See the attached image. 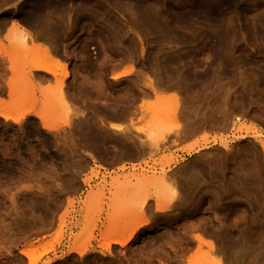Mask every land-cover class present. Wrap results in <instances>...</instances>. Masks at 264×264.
Masks as SVG:
<instances>
[{
  "label": "rangeland",
  "instance_id": "rangeland-1",
  "mask_svg": "<svg viewBox=\"0 0 264 264\" xmlns=\"http://www.w3.org/2000/svg\"><path fill=\"white\" fill-rule=\"evenodd\" d=\"M0 45V264H264V0H0Z\"/></svg>",
  "mask_w": 264,
  "mask_h": 264
},
{
  "label": "bare ground",
  "instance_id": "bare-ground-1",
  "mask_svg": "<svg viewBox=\"0 0 264 264\" xmlns=\"http://www.w3.org/2000/svg\"><path fill=\"white\" fill-rule=\"evenodd\" d=\"M142 16L145 18V20L144 21H147L148 23H150L151 25H153V26H155L157 29H159V30H164L163 29V22L161 21V18H159L158 16H156V15H152V14H146V15H144V14H142ZM26 20L27 21H31V16H29L28 14H27V16H26ZM35 38L29 33V32H25V35L23 36V42H22V44L23 45H29V43H34L35 42ZM36 44V43H35ZM39 50H42L44 53H46V55H48L49 54V51L47 50V49H41V48H38ZM62 54V53H61ZM60 54V55H61ZM3 55V50H2V47H1V45H0V56H2ZM52 55H54V56H56V58H54V56H48V60H49V63H59L58 62V58H63L64 59V57H63V55L62 56H60L59 55V52L58 51H56V50H54V54H52ZM47 57V56H46ZM65 63H67V61L65 62ZM64 70H66V65L64 64ZM32 70L33 71H39V72H46V73H48V74H51V75H53V76H57L58 75V73L57 72H55V71H52V70H50V69H48V67L47 66H45V65H34L33 67H32ZM33 71H31V72H33ZM131 73V71H129V70H125L124 72L122 71L121 73H116V74H113V77L112 78H114V79H120V78H123V77H126L127 75H129ZM44 76V75H43ZM66 76V75H65ZM46 76H44V78H45ZM67 78V77H66ZM151 85H150V90L151 91H149V92H144V93H142V94H144V96H149V95H151V94H156V88H155V86H153V84L152 83H150ZM61 94H64V93H60V95ZM59 95V94H58ZM58 95H56V96H58ZM140 96H141V94H140ZM137 97V96H136ZM142 97V96H141ZM177 107V106H176ZM176 107H175V109H176ZM178 108V107H177ZM174 109V112L177 114V109L175 110ZM180 109V108H179ZM180 111V110H179ZM178 111V112H179ZM173 112V113H174ZM181 112H182V110H181ZM189 113V112H188ZM33 113H32V111H29V110H27V111H24L23 113H22V115L20 116V117H18V118H12V117H10L6 112H4V111H1L0 110V117H2V118H4L5 120H12V121H14V122H16V123H18V122H20L22 119H24V118H26L27 116H29V115H32ZM179 114V113H178ZM186 114V113H185ZM109 124H111L110 125V127H109V125H108V127L109 128H111V129H114V130H119L120 129V127L119 126H117V125H114V123H109ZM204 125V124H203ZM203 125H201V127H197V126H195V129H192L191 128V132H192V130H194L193 132L195 133V134H197V133H199L200 134V130L202 129H204V127L206 126H204V127H202ZM240 126V125H239ZM43 127L45 128V129H47V130H49V131H52V130H57L58 129V126H55V127H53V126H51V125H49L48 123H46L45 121H43ZM189 126H187V128H188ZM241 127V126H240ZM184 130H185V126H184V128H183ZM182 129V130H183ZM189 129H190V127H189ZM189 129H186L185 131H186V133H187V130H189ZM206 129H208V128H206ZM181 130V131H182ZM245 130V131H244ZM197 131V132H196ZM199 131V132H198ZM182 133V132H181ZM185 133V134H186ZM238 133H239V136L236 138V140L237 141H242V140H245V139H247L248 137H250V131H248V130H246V129H244L243 127L242 128H240L239 129V131H238ZM183 135H185L184 134V132L182 133ZM189 134V133H188ZM187 134V135H188ZM191 134V133H190ZM190 134H189V136H190ZM153 135H155V132H151L150 133V136L151 137H153ZM179 135H180V133H179ZM197 136V135H196ZM183 138L185 137V139H187L186 138V135L185 136H182ZM193 137V136H192ZM236 137V136H235ZM191 138V137H190ZM255 139V138H254ZM180 140H182L181 138H180ZM221 140V139H220ZM223 140H225V139H223ZM223 140H222V142H223ZM229 142V141H228ZM211 144H218V139L217 138H214L213 140H209V138L208 137H205L204 139H203V141L201 142V143H196L195 145H193V146H190V147H188V148H186V149H184V151L187 153V155L188 156H191V155H193V154H196V153H198V152H200V151H202V150H205V149H207V148H209V146L211 145ZM261 144H262V146H263V149H264V142H262L261 141ZM222 145L223 146H226V142L225 143H222ZM165 180V179H164ZM166 180L168 181V179L166 178ZM165 180V181H166ZM172 185V184H171ZM175 187V186H174ZM174 187H172V189L173 190H175L176 188H174ZM239 190H241V188L239 187L238 188ZM174 194H176V191H175V193ZM177 196V195H176ZM178 197L179 198H181L179 195H178ZM174 198V197H173ZM173 202V199H171L170 200V204ZM177 202H178V200H177ZM179 202H181L180 200H179ZM174 204V203H173ZM172 207H173V205H172ZM171 208V205H169V203H165V204H159L158 205V211L159 212H166L167 210H169ZM144 225H147L146 224V222L144 221V222H142V223H140V224H138V225H136L131 231H128V230H125V231H123V232H121V233H118V234H114V235H112V236H110V238H109V241H108V243L106 244V248L108 249V251H109V249H110V247H111V245H118V246H120V247H125L126 245H128L131 241H134V239L136 238V235H138V232L141 230L140 228L142 227H144ZM260 240H259V245H258V252H257V254H256V257H260L262 254H263V250H262V247H261V245L263 244V239L262 238H259ZM196 241V242H195ZM198 244V252L199 251H202V246L203 245H205V244H207V246L209 247V255H207L208 253H206L205 254V256L210 260V257L211 256H215V255H218L217 256V258H216V256H215V261H214V259H213V257H211L212 259L210 260V261H214V262H212V263H215L216 262V264H226L225 262H226V258L225 257H222V255H220L219 256V250L214 246V244L212 243V242H208L207 243V241H205V239H204V237L200 234V235H196L195 236V239H192V237H186V238H184V245H183V247H182V254H185V253H187L189 250H191L192 249V247H193V244ZM32 251L31 250H29L28 248L27 249H21L20 250V254L21 255H24V256H26L27 258H28V260H29V262H28V264H36V262H37V259L36 258H34L33 257V255H32V253H31ZM250 252H254V251H252V250H250V249H245V248H241L239 251H238V262H236V263H232V262H230V263H228V264H247L248 262H247V256L250 254ZM70 253H77L78 255H80V256H83L86 252L84 251V250H79V249H76V248H71L69 251H68V253L67 254H70ZM66 254V255H67ZM64 257V255L63 256H61L59 259H62ZM46 264H52V261H49V262H47Z\"/></svg>",
  "mask_w": 264,
  "mask_h": 264
},
{
  "label": "crops",
  "instance_id": "crops-1",
  "mask_svg": "<svg viewBox=\"0 0 264 264\" xmlns=\"http://www.w3.org/2000/svg\"><path fill=\"white\" fill-rule=\"evenodd\" d=\"M62 61H64V60L62 59Z\"/></svg>",
  "mask_w": 264,
  "mask_h": 264
}]
</instances>
